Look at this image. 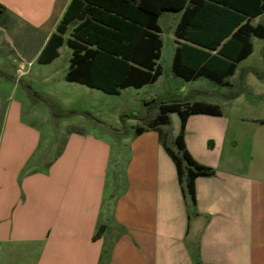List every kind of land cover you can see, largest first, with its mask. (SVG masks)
Here are the masks:
<instances>
[{"label":"crops","instance_id":"0c3cea01","mask_svg":"<svg viewBox=\"0 0 264 264\" xmlns=\"http://www.w3.org/2000/svg\"><path fill=\"white\" fill-rule=\"evenodd\" d=\"M70 1L0 0L1 54L23 58L20 40L34 34L26 21L36 24L56 9L33 49L37 61ZM165 11L179 14L175 29L181 11L159 16ZM259 15L250 18L252 25ZM252 37V51L233 74L253 53ZM24 65L16 67L21 74ZM254 85L262 90L257 80ZM254 97L239 110L233 106L238 96L227 110L214 101H185L220 108V114L194 113L185 122L186 150L214 170L194 179V206L183 198L155 128L136 126L141 131L122 139L115 158L106 139L70 129L59 155L43 167L36 162L35 134L24 126L0 139V264H264V101Z\"/></svg>","mask_w":264,"mask_h":264},{"label":"trees","instance_id":"16d2710c","mask_svg":"<svg viewBox=\"0 0 264 264\" xmlns=\"http://www.w3.org/2000/svg\"><path fill=\"white\" fill-rule=\"evenodd\" d=\"M164 10L181 11L174 29L179 42L171 70L185 81L204 77L229 85L226 78L252 51L250 37L264 38V23L252 25L249 21L264 12V0H71L37 62L49 63L58 56V47L66 44L71 49L64 76L67 81L109 94L153 83L161 74L156 62L162 46L158 16ZM171 111L179 115V130L173 138L175 149L162 138L157 126L168 123ZM194 113L217 115L220 108L201 101L161 102L156 117L147 126L158 130L174 162L182 196L192 206L194 179L214 172L196 162L185 148V122ZM141 129L135 128V133Z\"/></svg>","mask_w":264,"mask_h":264},{"label":"rangeland","instance_id":"374dc122","mask_svg":"<svg viewBox=\"0 0 264 264\" xmlns=\"http://www.w3.org/2000/svg\"><path fill=\"white\" fill-rule=\"evenodd\" d=\"M55 10L45 19L36 20V24L33 20L26 21L34 29V34L20 40L21 49L24 47L23 58L12 52L1 54L0 51V139H7L13 131L24 126L25 131L35 134L37 165L43 167L46 161L57 157L67 131L74 128L93 132L101 140L109 141L114 147L115 158V149L122 139L133 135L136 126H148L156 117L161 102L204 99L218 102L227 110L231 106L229 99L238 96L233 106L239 110L240 104L248 103L254 96V100L264 101L263 95H257L261 91L264 93V38L252 37L253 53L240 62L229 77L231 86L217 85L204 78L185 81L171 71L174 18L177 19L179 14L169 11L163 12L158 19L162 40L158 63L162 74L157 81L140 88L126 87L117 94L67 81L64 76L71 49L66 44L60 46L58 56L49 64L38 63L32 55L41 34L49 29L56 16ZM252 23H264V12L253 18ZM1 41L2 34L0 46ZM6 41L9 42L4 37ZM20 61L27 68L22 74L16 70ZM28 61L31 64L27 65ZM245 79L247 85L243 83ZM255 80L263 84L262 90L254 85ZM157 126L161 128L162 138L175 149L173 138L179 130L178 113L168 112V123ZM113 167L108 171L106 193L112 191Z\"/></svg>","mask_w":264,"mask_h":264}]
</instances>
